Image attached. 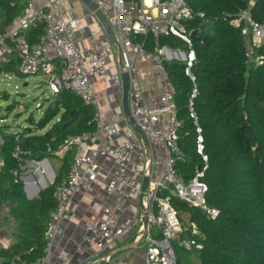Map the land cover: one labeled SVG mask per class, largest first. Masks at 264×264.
<instances>
[{"label":"trees","instance_id":"trees-1","mask_svg":"<svg viewBox=\"0 0 264 264\" xmlns=\"http://www.w3.org/2000/svg\"><path fill=\"white\" fill-rule=\"evenodd\" d=\"M185 1L194 13L187 25L200 33V39L193 42L194 78L186 72L185 60L164 59L165 72L175 89L180 121L178 143L183 159L177 162V168L186 180L201 168L200 178L207 184L206 201L219 213L210 217L176 197L173 204L178 210L191 213V221L200 232L196 238L202 249H194L200 264H264V46L255 52V56L263 57L262 61L251 60L247 55L249 41L240 26L232 23L242 11H249L264 22V0ZM25 5L24 0H0L6 12L4 28ZM198 12L204 15L199 16ZM44 30L42 23L32 25L28 40L38 42ZM137 39L149 51H154L157 42L188 49L186 42L175 35L156 37L149 33ZM1 66L2 72L24 76L15 56ZM55 96L42 117L33 121L34 129L23 127L18 132H6L0 127L4 138L0 147V210L4 205L9 207L17 228L16 241L0 248V264H12L16 254L32 259L44 255L45 231L57 203L54 187L69 172L73 151L54 182L31 199L14 170L25 171L23 166L30 158L51 155L48 148L54 151L68 135L96 130L93 110L78 95L64 90ZM51 121V127L37 133ZM199 135L202 151L198 148ZM17 145L22 151L20 159L13 156Z\"/></svg>","mask_w":264,"mask_h":264},{"label":"built area","instance_id":"built-area-1","mask_svg":"<svg viewBox=\"0 0 264 264\" xmlns=\"http://www.w3.org/2000/svg\"><path fill=\"white\" fill-rule=\"evenodd\" d=\"M103 11L116 37L123 47L124 68L130 72L128 104L134 124L127 123L124 138L118 141L105 140L104 136L121 130L117 121L105 123L100 100L95 90L92 76H103L115 86L122 87L121 72L109 67L110 56L116 44L105 27L98 21L89 27L91 43L82 46L77 41L79 18L74 7L64 0H45L39 7L34 0H26L17 19L0 32V64L8 60L10 48L19 55V70L24 75L37 74L44 80L53 95L68 90L78 95L93 110L94 132L68 135L62 146L73 151V160L67 175L54 187L56 207L51 212L45 231L44 255L37 259L16 254L12 264H52L51 252L55 238L62 233V223L71 221L75 212L71 202L81 187L90 188L97 179L100 157L110 158L117 164L106 181L105 190L113 197L112 206H105L102 217L88 225L85 239L98 246L96 263L108 258L116 251V243L129 230H134L138 238L146 242V264H179L175 240L182 231L183 223L179 210L173 204L176 197L191 207L198 208L210 217L218 215L217 208L206 201L207 184L200 178L201 168L186 180L177 168L183 159V151L178 143V109L175 103V89L167 79L160 86L159 105L151 106L144 95V87L139 80L136 67L130 62L132 49L136 53L144 51V42L139 36L154 33L156 37L175 35L188 45L185 50L186 72L193 76L191 67L196 61L194 38L187 21L193 18V11L185 0H94ZM203 16L202 12H198ZM42 23L44 33L36 43L28 40L27 32L32 25ZM240 26L242 35L249 41L247 55L251 60L262 61L255 56L258 48L264 46V22L255 19L245 11L239 12L232 20ZM197 30V29H196ZM167 48L158 42L154 50V64L165 71L164 59ZM194 78V76H193ZM194 92L196 89L193 90ZM167 113L168 123L163 125L161 113ZM195 116V112L192 111ZM141 128L149 142L159 149L162 169L153 183L144 191L145 202L133 217H123L124 198L131 195L138 198L142 192L139 178L146 173L144 141L136 129ZM200 128L198 127V131ZM137 133V135H136ZM19 135H17L18 139ZM4 138L0 134V147ZM198 148L202 151V136H198ZM48 150L52 152V148ZM22 151L17 145L13 156L20 159ZM207 160V156L204 155ZM3 162L0 158V164ZM27 163L23 166L26 167ZM14 175L22 179L24 171L14 170ZM158 230V235L153 233ZM5 236H0V244L7 245ZM185 246L197 251L202 244L196 238H189ZM29 252V251H28ZM55 264H74L70 258L62 257Z\"/></svg>","mask_w":264,"mask_h":264},{"label":"crops","instance_id":"crops-1","mask_svg":"<svg viewBox=\"0 0 264 264\" xmlns=\"http://www.w3.org/2000/svg\"><path fill=\"white\" fill-rule=\"evenodd\" d=\"M24 1L26 2V0ZM34 1L39 7L43 6L45 2V0ZM64 2L66 5L74 7L76 15L79 18V29L76 33L78 43L82 46L89 45L91 43L89 27H95L99 21L98 18L92 10L86 6L83 0H64ZM246 13L250 14L249 11H246ZM5 18V9L0 6V32L7 27L4 28ZM136 40L138 41V39ZM164 46L167 48L165 59L185 60V50L173 48L168 45ZM121 52V49L116 44L115 50L111 54L109 60V67L112 71L121 72V66H124V60H122L121 63ZM129 52L130 62L136 67L137 76L144 87V95L147 102L151 106H158L160 86L168 79L166 72L158 70L155 67L154 51L144 49L143 52L136 53L132 49H129ZM13 56L17 57L19 60L18 52L10 48L7 58L10 59ZM92 80L94 81L95 90L100 100L104 122L109 124L117 121L121 127L120 131L114 132L111 135L107 134L104 136V139L111 141L123 139L124 131L128 126L126 121L130 123V120L124 111L122 87L111 84L110 81L98 74L93 75ZM55 97L56 96H54L51 101H53ZM58 118L59 116L56 117V119ZM4 120L5 119H0V122L3 123ZM34 120L32 119V121H30V125L28 124L23 127H31L34 129ZM160 120L163 125H166L168 123L167 113H161ZM53 122L54 121H51L44 129L38 130L37 133H43L51 127ZM5 125V127L1 128L6 132L20 131H14L8 123ZM143 141L147 162V171L139 178V184L143 192L139 194L137 199L131 195H127L124 198L125 210L122 212L123 217H133L136 215L139 208L145 202L144 190L153 183L162 169L159 149L150 142L146 140ZM69 152L70 150L65 146L59 145L57 149L52 151L51 155H47L43 158L28 159L22 180L25 193L29 199L39 196L43 188L54 182L61 166L64 161L67 160L66 158H68ZM99 160L101 166L97 179L92 183L90 188L81 187L71 202V208L75 212V217L71 221H64L62 223V233L56 236L52 246V264H55L56 261L62 257L70 258L74 264H90L89 262L97 256V244L92 240L85 239V235L88 232V225L97 222L102 217L104 207L112 206L113 204V197L106 193L105 185L109 174L117 167L115 161L110 158L100 157ZM3 208H8L9 210V207L4 205L0 210V217L4 211ZM179 214L183 223L182 231L175 240L179 255V263L200 264L198 252L185 246V241L187 239L199 237L200 232L195 223L191 221L190 212L179 210ZM1 221L2 220H0V223ZM13 223L16 227L15 219ZM3 227H5V225L2 224L0 236H5L8 243L5 246L0 244V248H7L16 241V235L8 233L7 229ZM153 233L158 235V230L153 229ZM141 239L142 238H138L136 231H127L121 239L117 241L115 252H110L107 254L109 256L108 258H102L93 264H146V242Z\"/></svg>","mask_w":264,"mask_h":264},{"label":"rangeland","instance_id":"rangeland-1","mask_svg":"<svg viewBox=\"0 0 264 264\" xmlns=\"http://www.w3.org/2000/svg\"><path fill=\"white\" fill-rule=\"evenodd\" d=\"M54 96L40 75L20 76L1 72L0 119L5 120L0 122V127H5L8 123L14 131L22 130L32 119L38 120L42 117ZM0 220V230L3 224L8 233L16 234L17 228L13 223L14 218L10 215V209H4Z\"/></svg>","mask_w":264,"mask_h":264},{"label":"water","instance_id":"water-1","mask_svg":"<svg viewBox=\"0 0 264 264\" xmlns=\"http://www.w3.org/2000/svg\"><path fill=\"white\" fill-rule=\"evenodd\" d=\"M83 2L86 4V6H88L92 10V12L96 15V17L98 18L100 23L105 27V29H106L107 33L109 34L110 38L121 49V51H122L121 52V63H122V60H123V48H122V45H121L120 41L118 40V38L116 37V35H115L110 23L108 22L106 16L104 15L103 11L101 10V8L98 6V4L94 0H83ZM192 37L194 39H200L199 31L196 30V29L193 30L192 31ZM121 67H122V69H121V77H122V94H123L124 111H125L126 116L130 120V124H134V119H133V117L131 115V111H130L129 104H128V91H129V85H130V72H129L128 69H125L123 66H121ZM1 72H2V66L0 64V75H1ZM72 118H73V116H71L69 121H71ZM69 121H68V123H69ZM136 129L139 132V134L141 135L142 139L149 142V140L147 139V137L144 134L143 130L141 128H139L138 126H136ZM142 192H143V190H142Z\"/></svg>","mask_w":264,"mask_h":264},{"label":"bare ground","instance_id":"bare-ground-1","mask_svg":"<svg viewBox=\"0 0 264 264\" xmlns=\"http://www.w3.org/2000/svg\"><path fill=\"white\" fill-rule=\"evenodd\" d=\"M149 1V0H148Z\"/></svg>","mask_w":264,"mask_h":264}]
</instances>
